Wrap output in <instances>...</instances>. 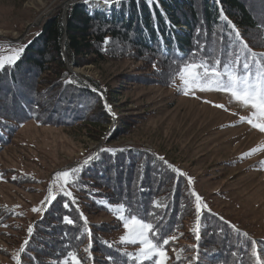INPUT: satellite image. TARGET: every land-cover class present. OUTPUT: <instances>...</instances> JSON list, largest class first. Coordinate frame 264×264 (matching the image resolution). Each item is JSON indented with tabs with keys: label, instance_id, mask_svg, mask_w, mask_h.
<instances>
[{
	"label": "trees",
	"instance_id": "trees-1",
	"mask_svg": "<svg viewBox=\"0 0 264 264\" xmlns=\"http://www.w3.org/2000/svg\"><path fill=\"white\" fill-rule=\"evenodd\" d=\"M65 13V26L59 11L49 15L24 42L15 65L0 70V144L28 121L61 126L95 122L98 117L109 120L99 94L101 84L91 78L86 84L75 76L65 64L62 45L69 66H80L88 57L96 63L107 56L134 54L151 65L171 62L174 72L189 60L212 63L219 59L223 64L237 55L242 62L250 59L248 49L236 38L237 30L252 51L264 49V0H121L109 14L100 8L89 12L83 0H76ZM258 59L264 61V57ZM103 149L82 167L75 183L81 190L77 200L84 205L82 211L111 212L109 204L124 203L133 214L158 226L157 241L191 222L192 235L200 234L196 264L255 260L252 245L257 241L216 214L204 210L195 224L193 196L173 166L137 147ZM65 200L50 204L34 226L23 264H54L86 245L87 233L99 263L133 264L101 238L106 230L103 222L87 219L90 232H85L78 208ZM65 216L74 223H67ZM255 245L264 259V242Z\"/></svg>",
	"mask_w": 264,
	"mask_h": 264
},
{
	"label": "rangeland",
	"instance_id": "rangeland-1",
	"mask_svg": "<svg viewBox=\"0 0 264 264\" xmlns=\"http://www.w3.org/2000/svg\"><path fill=\"white\" fill-rule=\"evenodd\" d=\"M74 1L0 0V49L7 54L10 48L24 47L49 15L59 11L62 18ZM83 1L89 12L100 8L109 14L121 0L112 1V7L99 0ZM259 52L264 53V49ZM93 59L86 58L80 66L65 64L86 84L88 78L101 84L102 104L104 108L105 104L111 106V112L105 108L108 121L98 117L95 122L61 126L28 121L8 142L0 144V264H17L13 256L22 245L25 248L24 241L32 233L28 228L33 230L50 204L56 206L65 198L90 221L103 222L106 230L101 238L105 242L115 245L121 255H135L138 244L120 242L125 229L116 213L82 211L84 205L77 200L81 190L75 188L76 182L69 186L75 203L54 186L56 199L42 205L57 171L82 165L102 148L137 147L164 157L168 164L187 174L183 178L188 189L199 194L207 205L202 211L216 214L257 241L255 244L264 242V133L240 120L249 114L248 110L221 91L197 89L194 95H185L178 90L180 80L171 62L151 65L150 60L134 54L107 56L96 63ZM253 148L259 150L251 152ZM188 177L192 178L191 184ZM193 203L195 208L194 196ZM196 216L195 211V224ZM189 224L180 227L171 235L176 239L163 246L168 257L165 264H196L200 259V234L192 235ZM89 236H85L86 245L83 243L75 252L81 264H101ZM177 254L182 258L176 259ZM23 257L24 251L20 252V264ZM66 258L70 261L66 255L54 264H63ZM143 264H155V258ZM251 264L256 260L252 258Z\"/></svg>",
	"mask_w": 264,
	"mask_h": 264
},
{
	"label": "snow or ice",
	"instance_id": "snow-or-ice-1",
	"mask_svg": "<svg viewBox=\"0 0 264 264\" xmlns=\"http://www.w3.org/2000/svg\"><path fill=\"white\" fill-rule=\"evenodd\" d=\"M104 3H109V0H104ZM227 19L226 17H223ZM231 23V22H229ZM234 28L235 26L232 25ZM236 38L241 40L243 47L248 49L250 53V59L246 58L243 62L240 60L239 55L235 56L231 63H223L216 59L212 63L208 61L201 60L196 62L195 60H189L182 63L179 66L178 71L175 73L180 80V88L178 90L183 91L185 95L195 94V90L200 91H221L230 95L232 100L236 101L239 106L243 109H247L249 114L247 116H241L240 120L242 122H247L253 128L258 129L261 133H264V61L258 59V57H264V53H257L249 48L247 42H244L240 37V33L237 30ZM105 42H108L106 38ZM23 52V47L20 48H10L7 54H4L3 49H0V70H4L6 66L15 65L16 61L19 59L21 53ZM255 64V71L252 70V65ZM222 66L223 70H220ZM175 83V79H173ZM218 107H224L223 105H218ZM105 108L111 112V106L105 104ZM115 114L113 113V116ZM259 148H253L251 152L258 151ZM103 151H115L114 149H103ZM245 153L244 155H248ZM95 158L94 155H90L87 159L83 161L82 165L77 167H72L68 170L57 171L49 184L47 195L45 196L42 205L45 203H51L56 199V193H54V186L57 187V192L62 194L64 197L70 198L72 203H75V197L73 192L70 190V185L74 184L79 173L84 165H87L91 160ZM164 163H168L164 160V157H159ZM172 167L171 165H169ZM173 171L181 176H186L178 168H173ZM188 183H192V178L188 177ZM191 195L195 197V211L197 224L200 219V213L202 209L207 208L202 197L197 194L194 190ZM157 203V202H154ZM64 207H68V203L64 204ZM108 209L117 214L118 219L123 222V228L125 229L124 234L120 237L121 243L139 245L138 250L135 255L132 253H127L130 258H132L136 264H143V261H150L155 258V264H165L167 260V253L163 248V245H167L170 240H175V236L163 238L157 241L155 238L158 235V226L154 225L152 222L148 221L146 218L140 217L138 214H133L131 209H126L124 203L116 205H108ZM41 208H33V211H41ZM127 211V215L125 212ZM81 219L84 220L85 229H87V218L80 213ZM64 220L72 224L74 221L69 217L65 216ZM194 232L198 231L197 228L193 229ZM28 232H32V227L28 228ZM245 235H247L245 233ZM199 238V237H198ZM28 241H24V245H27ZM24 251V246L22 245L19 252H17L13 259L20 264V252ZM86 252L91 253L89 249H85ZM182 251V250H181ZM252 256L256 260V264H264V259L258 255L255 243L252 245ZM68 257L70 258L71 264H81V260L75 251L69 252ZM182 257L177 254L176 259H181ZM69 259H65L63 264H70Z\"/></svg>",
	"mask_w": 264,
	"mask_h": 264
},
{
	"label": "water",
	"instance_id": "water-1",
	"mask_svg": "<svg viewBox=\"0 0 264 264\" xmlns=\"http://www.w3.org/2000/svg\"><path fill=\"white\" fill-rule=\"evenodd\" d=\"M67 5V4H66ZM40 21V20H39ZM62 23L63 25L65 26V12H63V15H62ZM38 22H34L33 25H37ZM62 54H63V57H64V61L66 64H68V60H67V57L65 55V52H64V46H62ZM73 72V71H72Z\"/></svg>",
	"mask_w": 264,
	"mask_h": 264
},
{
	"label": "bare ground",
	"instance_id": "bare-ground-1",
	"mask_svg": "<svg viewBox=\"0 0 264 264\" xmlns=\"http://www.w3.org/2000/svg\"><path fill=\"white\" fill-rule=\"evenodd\" d=\"M89 1H90V0H89ZM96 1H98V0H96ZM99 1H101L104 5H106V6H108V7H112V5H113L112 3L115 2L116 0H109V3H107V4L104 3V0H99ZM112 1H113V2H112ZM94 3H96V2H94ZM105 8H106V7H105Z\"/></svg>",
	"mask_w": 264,
	"mask_h": 264
}]
</instances>
